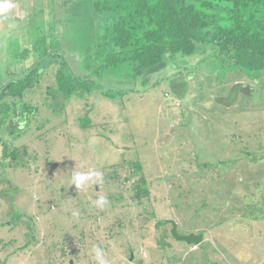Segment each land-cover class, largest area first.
Here are the masks:
<instances>
[{"label": "rangeland", "instance_id": "1", "mask_svg": "<svg viewBox=\"0 0 264 264\" xmlns=\"http://www.w3.org/2000/svg\"><path fill=\"white\" fill-rule=\"evenodd\" d=\"M7 2L14 7L0 14V85L18 82L26 68L39 75L21 95L0 93V102L35 109L26 120L12 115L0 132L26 151L23 166L0 172V262L98 264V246L106 264H264V72L229 67L207 51L92 77L116 97L93 87L53 98L57 65L30 66L39 58L34 43L83 77L95 63L98 20L77 0ZM135 162L141 173L131 175ZM77 173L100 176L77 188ZM140 175L149 196L138 203ZM100 197L103 208L94 203ZM254 206L263 210L250 226L239 208ZM156 220L173 221L179 235L206 233L186 245L170 226L156 230ZM163 233L168 247L160 249Z\"/></svg>", "mask_w": 264, "mask_h": 264}, {"label": "trees", "instance_id": "2", "mask_svg": "<svg viewBox=\"0 0 264 264\" xmlns=\"http://www.w3.org/2000/svg\"><path fill=\"white\" fill-rule=\"evenodd\" d=\"M77 1L87 2L93 18L98 20L97 26H93L91 31L96 38L93 46L98 48L92 55L95 63L87 64V73L80 77L68 69L66 61L59 58L58 54H49L50 49L40 48L35 42V53L39 58L31 61L29 65L34 66L39 62H44L43 67L50 63L57 65L54 87L48 91L53 98L59 94L64 99H70L74 94L89 93L93 87L102 90L91 79L100 77L105 72L129 66L134 74H138L164 64L166 59L191 57L207 51L212 52L229 67L242 69L247 73L264 72V0ZM86 48L89 49L90 46L87 45ZM30 53L31 51L24 49L21 60H28ZM89 58L90 56L87 57ZM29 70L30 68H26L23 71V78L18 82L10 81L6 85H0V93L5 89L10 95H21L39 75L36 68L31 74L27 73ZM110 91L112 90H102L101 94L106 98L116 97ZM123 95L122 91L117 94L118 97ZM34 111L35 109L26 102H20L17 107H13L8 101L0 102V132L12 115L17 119L21 117L26 120L25 118ZM88 124L89 120L86 118L80 127L85 129ZM0 147V172L7 168L23 166L18 164L17 160L20 155L26 154L24 149H13L1 138ZM133 168L131 175L141 173L140 163H133ZM140 176L133 193V198L138 203L142 198L149 196L144 177ZM251 208H239L251 219L248 223L244 222L247 225H250L252 220H258V216L261 218L263 210L257 206ZM11 218L10 225L14 226L20 215L15 213ZM166 225L170 226L166 221L156 220L154 228L159 230ZM1 226L5 227L7 224ZM200 233L204 235L206 231ZM165 238L163 233L159 241L160 249L168 247ZM8 257L3 258L0 263L4 264Z\"/></svg>", "mask_w": 264, "mask_h": 264}, {"label": "clouds", "instance_id": "3", "mask_svg": "<svg viewBox=\"0 0 264 264\" xmlns=\"http://www.w3.org/2000/svg\"><path fill=\"white\" fill-rule=\"evenodd\" d=\"M14 5L12 3L7 2V0H0V14L6 13L8 10L13 8ZM92 175H95L97 178H99L100 174L99 173H92V174H75L73 176V183L77 188H80L86 180H89L92 178ZM97 207L103 208L105 204L108 203L107 199L104 197H100L97 199L95 202ZM74 215H79V213H74ZM93 252H94V259L98 262V264H106V261L104 259V254L103 250L99 248L98 246L93 247Z\"/></svg>", "mask_w": 264, "mask_h": 264}, {"label": "water", "instance_id": "4", "mask_svg": "<svg viewBox=\"0 0 264 264\" xmlns=\"http://www.w3.org/2000/svg\"><path fill=\"white\" fill-rule=\"evenodd\" d=\"M171 228H170V235L171 237L177 241L185 243L186 245H199L203 241V234H189V235H179L177 232V225L173 221H166Z\"/></svg>", "mask_w": 264, "mask_h": 264}, {"label": "flooded vegetation", "instance_id": "5", "mask_svg": "<svg viewBox=\"0 0 264 264\" xmlns=\"http://www.w3.org/2000/svg\"><path fill=\"white\" fill-rule=\"evenodd\" d=\"M199 234H201V233H199Z\"/></svg>", "mask_w": 264, "mask_h": 264}]
</instances>
